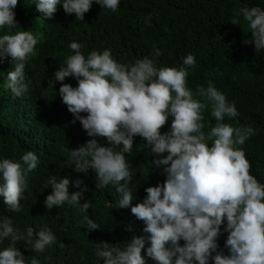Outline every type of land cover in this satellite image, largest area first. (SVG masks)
I'll return each mask as SVG.
<instances>
[{
    "label": "clouds",
    "instance_id": "obj_1",
    "mask_svg": "<svg viewBox=\"0 0 264 264\" xmlns=\"http://www.w3.org/2000/svg\"><path fill=\"white\" fill-rule=\"evenodd\" d=\"M17 2L0 0V61L10 58L13 70L7 74V88L20 97L28 89L24 69L36 55L38 38L23 30L8 34L17 27ZM93 3L115 12L120 0H34L36 10L47 19L60 6L66 15L83 20ZM236 15L242 16L251 33V41L245 39L244 43L253 44L255 52L264 50V9L242 7ZM68 47L72 54L47 83L49 88L61 84L58 95L73 116L71 123L78 121L91 139L69 151L66 163L73 165L75 173L86 175L92 169L96 189L113 186L120 196L118 209L130 208L144 225L139 236L134 234L122 246L96 244L95 255L104 264H147L148 260L152 264H264V183L250 175L249 161L238 147L255 134L254 129L223 122L238 112L234 102L227 101L211 83L197 88L201 99L193 98L186 85L185 66L195 64L194 56L186 55L178 69L158 68L155 57L159 50L152 59L145 56L122 64L113 59L110 49L92 51L85 57L82 44L73 41ZM67 77L77 86L64 83ZM206 108L211 109L215 124L205 132L202 113ZM169 118L168 130L161 133ZM136 136L146 142L151 165L162 170L165 179L146 187L142 201L132 206V167L125 154L131 153ZM100 138H105L103 144ZM118 145H122L119 150ZM37 165L38 157L32 151H26L19 161L0 158V199L12 212L21 211L27 174ZM47 183L51 194L44 201L46 208L62 204L81 212L89 208L88 201L81 203L88 191L81 179L71 181L79 189L71 194L67 177L58 180L51 176ZM83 227L88 232L99 229L87 215ZM126 230L134 231V227L126 225ZM224 233L227 238L220 247L217 241ZM35 236L33 241L31 227L26 234L14 229L11 218L0 222V242L10 241L0 249V264H40L35 257L26 262L16 247L17 241H24L33 252L41 253L56 240L46 225Z\"/></svg>",
    "mask_w": 264,
    "mask_h": 264
},
{
    "label": "trees",
    "instance_id": "obj_2",
    "mask_svg": "<svg viewBox=\"0 0 264 264\" xmlns=\"http://www.w3.org/2000/svg\"><path fill=\"white\" fill-rule=\"evenodd\" d=\"M252 6L264 9V0H120L115 12L93 3L81 20L66 15L60 6L51 19L43 18L34 0H18L14 9L17 27L8 34L30 31L38 43L36 55L26 62L28 89L20 97L13 96L7 88V74L13 70L10 58L0 61V158L19 161L26 151H32L38 157V165L27 174L20 212H12L0 199V222L11 218L14 229L18 228L21 234L31 227L33 241L35 233L45 225L56 237L41 253L33 252L24 241H17L16 247L26 262L35 257L40 264H104L95 255L96 244L122 246L134 234L139 236L144 227L130 208L118 209L120 196L113 186L96 189L92 169L86 175L75 173L73 165L66 163L69 151L91 138L78 121L71 123L73 116L58 95L61 84L57 82L49 88L47 81L72 54L68 45L73 41L83 45L80 51L85 57L92 51L110 49L113 59L122 64L135 63L145 56L152 59L154 51L159 50L160 55L155 57L158 68L178 69L183 58L192 54L195 64L185 67L186 85L193 98L201 99L196 95L197 88L211 83L227 101L234 102L238 116L225 117L223 122L254 129L255 134L238 147L249 161L250 175L264 183V50L255 52L253 44L244 43L245 39L251 41V33L242 16L236 15L240 8ZM233 19L240 23L233 25ZM64 83L77 86L71 77L65 78ZM210 112L206 108L202 113L205 132L215 124ZM170 121L171 118L161 127V133L168 130ZM104 139L99 142L103 144ZM145 143L141 137H134L131 153L125 154L132 167V206L142 201L146 187L162 184L165 179L162 170L151 165L152 157ZM121 147L118 145L117 150ZM51 176L58 180L69 178L70 194L79 190L71 186V181H83L88 189L81 200L89 203L86 212L67 204L45 207L46 196L51 194L47 183ZM85 215L99 229L88 232L83 227ZM126 225L133 226L134 231H127ZM226 238L227 233L218 238L220 247ZM9 243L8 239L0 242V249ZM179 243L182 245L183 241ZM147 264L152 262L148 260Z\"/></svg>",
    "mask_w": 264,
    "mask_h": 264
}]
</instances>
